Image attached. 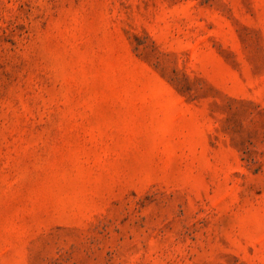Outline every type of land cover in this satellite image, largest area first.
<instances>
[{"label":"rangeland","instance_id":"374dc122","mask_svg":"<svg viewBox=\"0 0 264 264\" xmlns=\"http://www.w3.org/2000/svg\"><path fill=\"white\" fill-rule=\"evenodd\" d=\"M0 264H264V0H0Z\"/></svg>","mask_w":264,"mask_h":264}]
</instances>
